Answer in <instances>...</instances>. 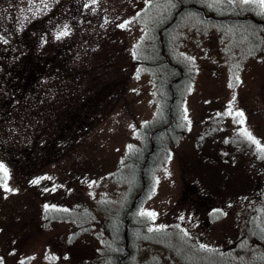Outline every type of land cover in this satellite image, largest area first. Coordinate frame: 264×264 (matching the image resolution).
Listing matches in <instances>:
<instances>
[{"label": "rangeland", "instance_id": "rangeland-1", "mask_svg": "<svg viewBox=\"0 0 264 264\" xmlns=\"http://www.w3.org/2000/svg\"><path fill=\"white\" fill-rule=\"evenodd\" d=\"M152 2L168 0H0V264H111L128 217L131 264H264V38L181 15L163 48L182 70V118L154 144L145 128L165 119L168 81L142 61L158 41L139 15Z\"/></svg>", "mask_w": 264, "mask_h": 264}, {"label": "trees", "instance_id": "trees-1", "mask_svg": "<svg viewBox=\"0 0 264 264\" xmlns=\"http://www.w3.org/2000/svg\"><path fill=\"white\" fill-rule=\"evenodd\" d=\"M163 1V0H162ZM187 3L185 2H180V0H168V3L165 5V9L159 11H155V2H152L148 5V7L143 10L139 15L145 18L146 24L149 25V30L148 34L150 35L152 40H157L156 45H153L151 49L148 51L151 55L148 56L149 59L145 61V59H142L145 63H149L151 67H154L155 69H161L166 71V78H167V84H166V89L165 93L166 95L164 96L165 98L162 99V105H163V111H165V119L162 123L159 124L158 128L154 127H146L145 128V133L150 134L152 137L151 141L155 144L158 141L160 142L162 139H165L166 141H172L173 138L172 136L175 135L176 137L178 136V132H176L175 125L178 124L182 118V114H180L178 108L176 109L175 105L178 102V98L176 97L175 94V88L180 84V77H181V72L182 70L180 67L175 64L172 60L169 59L170 65L168 66L165 64L164 59L161 57V50H165L163 48V40L164 37L166 36V33L170 30L172 26L175 25L177 22L178 18L183 15L186 11H195L194 9H188L184 8L183 10L179 11V7L186 5ZM187 7V6H184ZM215 16L218 17H228L227 19H224L220 22H213L216 25L219 26H225L228 24H234L237 21V17L240 16V13H222V14H214ZM210 21V20H209ZM166 55V54H165ZM154 56L155 58H153ZM167 57V56H166ZM152 59V61H151ZM34 66V64H33ZM167 98V99H166ZM171 136L172 139L169 138ZM176 139V138H175ZM225 145V144H224ZM220 154V153H219ZM216 157V156H215ZM152 162V155L147 153L143 157H141V160L136 161V166L135 168L138 169L136 172L138 174V178H136L137 185H142L143 190L144 186L147 183V178L149 175V168L150 164ZM136 191V190H135ZM250 199H247V202L249 204ZM246 209V208H245ZM249 212V211H247ZM264 212L263 209H260V213L262 214ZM130 213V210L128 214ZM220 213V212H218ZM127 214V215H128ZM221 215V214H220ZM251 216L249 218V232L252 235H256L260 238L261 235H259L258 231L256 233V226L257 222H262L261 216L260 218H256ZM128 221V224L126 225L125 222ZM124 221H118L119 222V230H118V236H115L112 238L111 243L108 245V251L107 255L110 259L111 264H131L130 261V252L128 249V246L126 245L122 247L124 242L123 239V232L122 230L126 229V227L130 228L129 229V234L131 233V219L126 218ZM263 223V222H262ZM125 227V228H124ZM115 233V231H113ZM124 257V258H123Z\"/></svg>", "mask_w": 264, "mask_h": 264}, {"label": "flooded vegetation", "instance_id": "flooded-vegetation-1", "mask_svg": "<svg viewBox=\"0 0 264 264\" xmlns=\"http://www.w3.org/2000/svg\"><path fill=\"white\" fill-rule=\"evenodd\" d=\"M190 5H187V7H183V9L184 8H188V9H194V8H190L189 7ZM255 9V8H254ZM179 11H181L182 10V7H179V9H178ZM194 10H196V9H194ZM204 10H205V14L204 13H202V12H200V11H198V10H196V12L198 13V15L203 19V20H210V21H213V22H220V21H222V20H224V19H227L226 17H223V16H221V17H218V16H215L214 14V17L213 18H205V15H208V14H212V13H207V9L206 8H204ZM255 10H257V12H253V13H249V14H246V15H244L243 17H237L236 19H237V21H238V23H240V22H247L250 26H251V29H253L254 30V32H256L257 33V36L259 37V38H261L262 36H263V38H264V9L263 10H261V9H255ZM247 15H250L251 16V18L249 17V18H244L245 16H247ZM244 18V19H243ZM262 33V34H261ZM161 57L164 59V62H165V64L166 65H168V66H171L170 65V63H167V61H166V59H165V56H163L162 54H161ZM73 128H74V126H73ZM126 221V220H125ZM128 222V221H127ZM124 258V257H123Z\"/></svg>", "mask_w": 264, "mask_h": 264}, {"label": "snow or ice", "instance_id": "snow-or-ice-1", "mask_svg": "<svg viewBox=\"0 0 264 264\" xmlns=\"http://www.w3.org/2000/svg\"><path fill=\"white\" fill-rule=\"evenodd\" d=\"M242 2H244V3H248V0H242ZM260 2H261V4H264V0H260ZM65 34H66V33H65ZM229 109H231V105H229ZM229 115H231V111H229ZM236 116L240 117L241 120H242V118H243V112H237V113H236ZM185 119H186V117H185ZM244 135L247 136V138H248L252 143L257 144V147H259V142L256 141V140L251 136L250 133H248L247 131H245V132H244ZM261 151H264V149H261ZM0 167H2V166H0ZM5 175H7L6 170H5ZM6 190H7V189H6ZM140 215H148V216L154 218L156 214H155L154 212L145 213V212L142 211V212L140 213ZM150 231H151V229H150ZM201 247H203V245H202Z\"/></svg>", "mask_w": 264, "mask_h": 264}, {"label": "water", "instance_id": "water-1", "mask_svg": "<svg viewBox=\"0 0 264 264\" xmlns=\"http://www.w3.org/2000/svg\"><path fill=\"white\" fill-rule=\"evenodd\" d=\"M189 7H190V8H194V9H196V10H198V11H200V12H202V13L205 14V10H204L203 8H198V7L194 6V5H190ZM213 17H214V16H213L212 14L205 15V18H213ZM249 17L251 18L250 15H247V16H245L244 18H249ZM244 18H243V19H244ZM161 54L164 56V50H163V49L161 50ZM165 59H166L167 63H169L168 58L165 57ZM137 197H138V196H137ZM125 224H127V221L125 222ZM124 237H126V229H125V232H124ZM125 245H127V241H126V239H125Z\"/></svg>", "mask_w": 264, "mask_h": 264}]
</instances>
